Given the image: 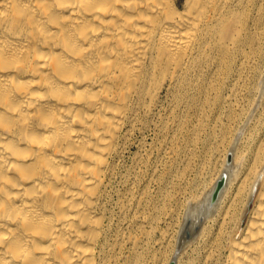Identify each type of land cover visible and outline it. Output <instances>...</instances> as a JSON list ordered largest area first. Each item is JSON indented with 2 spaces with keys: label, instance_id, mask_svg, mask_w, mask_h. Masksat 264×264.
<instances>
[{
  "label": "bare ground",
  "instance_id": "6f19581e",
  "mask_svg": "<svg viewBox=\"0 0 264 264\" xmlns=\"http://www.w3.org/2000/svg\"><path fill=\"white\" fill-rule=\"evenodd\" d=\"M263 25L264 0H0V264H135L148 220L118 161L164 91L202 93L196 139L219 74L235 113L179 264H264Z\"/></svg>",
  "mask_w": 264,
  "mask_h": 264
},
{
  "label": "rangeland",
  "instance_id": "374dc122",
  "mask_svg": "<svg viewBox=\"0 0 264 264\" xmlns=\"http://www.w3.org/2000/svg\"><path fill=\"white\" fill-rule=\"evenodd\" d=\"M261 46H264V34L261 37ZM208 78L206 75L205 82ZM226 81L219 74L214 85L216 89L210 95L211 100L196 139L190 134L199 127L202 93L194 92L185 101L183 92L164 91L154 114L147 118L141 117V121L137 123L129 145L118 161L113 187L124 189L120 178L129 172L130 190L143 194L138 215L148 220L142 233L135 228L129 229L131 234L142 236L135 264H146L151 258H160L158 264H179L180 255L176 250L178 243L190 247L195 244L190 236L191 224L186 221L184 225V207L190 198L202 191L204 182L221 168L222 158L218 156L216 140L221 135L220 129L232 124L230 117L235 113L228 105L223 106L224 113L219 105L221 86H226ZM225 94L224 91V96ZM216 120L219 127L212 133ZM138 158L140 161L135 165L134 161ZM181 174L184 176V183L179 185L176 176ZM174 197L179 199V205L173 202ZM165 210H174L175 216L164 219ZM197 229L195 226V230ZM165 231L172 235L169 246L159 245L160 234ZM122 252L131 256L127 248ZM118 264L132 263L121 259Z\"/></svg>",
  "mask_w": 264,
  "mask_h": 264
}]
</instances>
